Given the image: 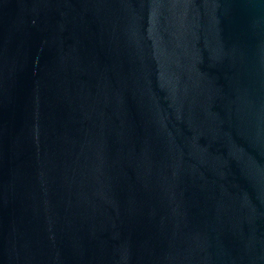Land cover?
<instances>
[{
  "label": "water",
  "instance_id": "1",
  "mask_svg": "<svg viewBox=\"0 0 264 264\" xmlns=\"http://www.w3.org/2000/svg\"><path fill=\"white\" fill-rule=\"evenodd\" d=\"M0 264H264V0H0Z\"/></svg>",
  "mask_w": 264,
  "mask_h": 264
}]
</instances>
